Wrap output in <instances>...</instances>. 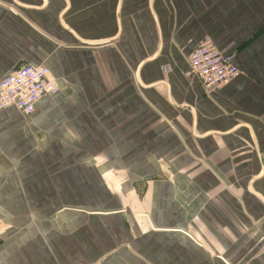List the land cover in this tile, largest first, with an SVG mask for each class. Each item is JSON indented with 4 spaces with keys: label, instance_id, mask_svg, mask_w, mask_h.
Masks as SVG:
<instances>
[{
    "label": "crops",
    "instance_id": "0c3cea01",
    "mask_svg": "<svg viewBox=\"0 0 264 264\" xmlns=\"http://www.w3.org/2000/svg\"><path fill=\"white\" fill-rule=\"evenodd\" d=\"M18 1L0 79L59 89L0 109V264H264V0ZM206 37L239 69L208 93Z\"/></svg>",
    "mask_w": 264,
    "mask_h": 264
},
{
    "label": "built area",
    "instance_id": "2783aa9c",
    "mask_svg": "<svg viewBox=\"0 0 264 264\" xmlns=\"http://www.w3.org/2000/svg\"><path fill=\"white\" fill-rule=\"evenodd\" d=\"M238 73L232 55L219 51L206 37L190 53L185 76L198 80L204 92L208 93L220 89ZM58 89L57 81L47 67L21 65L0 79V109L14 106L20 112L30 114L44 94L54 95Z\"/></svg>",
    "mask_w": 264,
    "mask_h": 264
},
{
    "label": "water",
    "instance_id": "95a60500",
    "mask_svg": "<svg viewBox=\"0 0 264 264\" xmlns=\"http://www.w3.org/2000/svg\"><path fill=\"white\" fill-rule=\"evenodd\" d=\"M12 2L14 4L18 5V6L25 7V8L26 7L27 8L34 7V6H31V5H27V4L21 3L18 0H12ZM78 40L79 41H82V42H85V43H100V42H107V41H110L112 39H101V40H97V41H87V40H83V39H81V38L78 37ZM187 109H189V108L187 107Z\"/></svg>",
    "mask_w": 264,
    "mask_h": 264
},
{
    "label": "rangeland",
    "instance_id": "374dc122",
    "mask_svg": "<svg viewBox=\"0 0 264 264\" xmlns=\"http://www.w3.org/2000/svg\"><path fill=\"white\" fill-rule=\"evenodd\" d=\"M145 182H146V181H145ZM147 182H148V181H147ZM143 195H144V193L142 194V196H143ZM142 196H141V197H142Z\"/></svg>",
    "mask_w": 264,
    "mask_h": 264
}]
</instances>
